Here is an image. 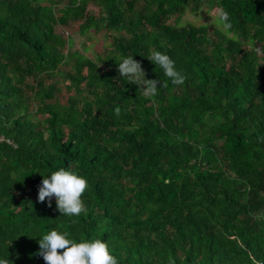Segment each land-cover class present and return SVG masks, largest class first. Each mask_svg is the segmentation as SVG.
Here are the masks:
<instances>
[{"label":"trees","instance_id":"trees-1","mask_svg":"<svg viewBox=\"0 0 264 264\" xmlns=\"http://www.w3.org/2000/svg\"><path fill=\"white\" fill-rule=\"evenodd\" d=\"M49 1L0 0V255L46 264L36 235L57 227L107 240L119 264H264V0ZM206 3L229 13L225 46L206 25L172 23ZM68 18L104 24L112 47L103 65L76 53L63 73L89 94L54 103ZM149 49L175 60L182 85ZM126 55L164 81L157 95L119 76ZM69 165L89 182L78 217L37 199L42 173Z\"/></svg>","mask_w":264,"mask_h":264},{"label":"clouds","instance_id":"clouds-1","mask_svg":"<svg viewBox=\"0 0 264 264\" xmlns=\"http://www.w3.org/2000/svg\"><path fill=\"white\" fill-rule=\"evenodd\" d=\"M225 28L230 26L229 13L220 11L211 21ZM146 56L162 70L163 75L173 85H182L186 79L182 71L176 67L175 60L166 52L149 49ZM118 73L124 81L133 82L140 86L145 96H155L164 84L154 78L146 76V70L134 55H126L119 59ZM159 84V86H158ZM116 115L120 114V107L114 109ZM39 186L37 199L41 202L48 198L51 206L55 197L56 207L61 215L78 217L85 212L86 204L83 193L89 186L88 179L78 169L71 165L59 167L50 174H43ZM39 254L46 264H119L113 249L107 240L101 238H76L67 228L53 227L39 235ZM63 250V251H59ZM0 264H13L7 256L0 255ZM167 264H176V260L169 256Z\"/></svg>","mask_w":264,"mask_h":264},{"label":"rangeland","instance_id":"rangeland-1","mask_svg":"<svg viewBox=\"0 0 264 264\" xmlns=\"http://www.w3.org/2000/svg\"><path fill=\"white\" fill-rule=\"evenodd\" d=\"M44 2L51 4L49 0H44ZM88 6L97 13L99 12L98 6L92 4H89ZM55 7L57 8V6ZM218 13L216 7H210L207 3L200 4L196 10L192 9V6H189L177 19L173 20L172 23L176 25H206L210 39L219 45L225 46L228 43V37L234 36V34L229 31L228 28L219 24L214 25L211 22L213 17ZM56 30L64 38L65 57L61 60L52 78V81H55L56 86L58 87V94L51 101L54 103H66L78 99L81 96H88L89 93L85 85L68 78L67 74H64L63 72L70 70L73 71L75 69L78 54L86 56L103 65L107 53H109V50L112 47L111 41L114 32L108 30L104 24L85 30L82 26L81 20H73L72 18H68L66 23H60ZM244 44L246 49L256 55H260V48L256 42L247 40ZM261 59L264 61V57ZM46 100L49 101V99ZM25 105L33 119L44 123L46 115L40 114L37 111L38 104L34 97L30 96L29 93L25 98Z\"/></svg>","mask_w":264,"mask_h":264},{"label":"built area","instance_id":"built-area-1","mask_svg":"<svg viewBox=\"0 0 264 264\" xmlns=\"http://www.w3.org/2000/svg\"><path fill=\"white\" fill-rule=\"evenodd\" d=\"M5 138H4V136H2V135H0V141H2V140H4ZM9 141V140H8ZM260 264H262V263H260Z\"/></svg>","mask_w":264,"mask_h":264}]
</instances>
